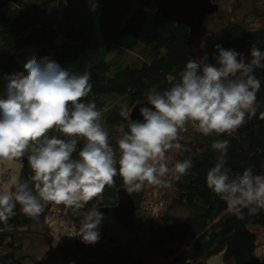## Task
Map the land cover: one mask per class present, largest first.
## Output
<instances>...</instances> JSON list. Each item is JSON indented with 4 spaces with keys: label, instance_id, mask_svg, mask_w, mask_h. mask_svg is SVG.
I'll return each instance as SVG.
<instances>
[{
    "label": "trees",
    "instance_id": "1",
    "mask_svg": "<svg viewBox=\"0 0 264 264\" xmlns=\"http://www.w3.org/2000/svg\"><path fill=\"white\" fill-rule=\"evenodd\" d=\"M211 1L218 11L192 37L186 26L157 14L158 0H0V98L4 77L22 72L31 56H47L72 73L90 72L92 91L84 102L94 101L102 112L100 122L118 160L117 141L128 131V121L119 115L122 106L132 110L147 102L150 91L173 86L190 59L207 55L208 63L215 64L217 44L242 53L246 61L252 46L264 51V0L255 2L243 20L234 17L240 0ZM129 53L137 55L140 65L125 64ZM254 75L261 82L256 116L231 135L204 136L191 125L181 133L180 143L191 150L175 152L174 162L191 159L193 167L180 181L171 178L128 192L117 175L114 185L80 210L114 207L121 188L134 202L129 218L102 215L96 244L82 242L83 215L63 205L49 203L36 218L25 216L17 205L9 220L12 230L0 224L5 229L0 231V264H209L215 256L222 264H264V244L259 246L257 234L264 231V210L248 214L245 209L243 218L237 217L206 183L220 155L211 147L215 139L229 141L225 167L230 175L248 167L264 175V68ZM83 146L78 142L73 159ZM17 162L16 184L33 175L27 157ZM176 209L185 215H171Z\"/></svg>",
    "mask_w": 264,
    "mask_h": 264
},
{
    "label": "clouds",
    "instance_id": "2",
    "mask_svg": "<svg viewBox=\"0 0 264 264\" xmlns=\"http://www.w3.org/2000/svg\"><path fill=\"white\" fill-rule=\"evenodd\" d=\"M205 45L201 44V48ZM215 64L208 57L190 59L179 80L162 93L150 91L139 107L143 121H133L132 111L122 106L119 115L128 131L117 149L101 124L102 112L94 101L84 102L92 91L91 73L76 74L45 56H31L23 71L4 77L0 98V162H21L27 157L33 175L18 182L14 191H0V224L8 231L15 209L39 217L49 203L83 215L78 236L85 244L100 239L103 220L98 209L80 213L85 205L115 183L119 175L128 192L145 185L160 186L166 177L180 181L193 167L191 159L177 160L170 167L169 153L190 151L180 143L189 125L204 136L231 135L256 116L260 80L254 75L264 68V51L252 46L250 58L232 49L215 46ZM264 119V112L260 113ZM78 159L72 155L78 142ZM217 163L206 176L207 187L237 217L264 210V175L252 167L230 175L225 167L229 141L215 139ZM118 164V168H117ZM5 229H0L3 231Z\"/></svg>",
    "mask_w": 264,
    "mask_h": 264
},
{
    "label": "water",
    "instance_id": "3",
    "mask_svg": "<svg viewBox=\"0 0 264 264\" xmlns=\"http://www.w3.org/2000/svg\"><path fill=\"white\" fill-rule=\"evenodd\" d=\"M219 7L211 0H158L157 14L163 19H168L177 25L186 26L192 37L200 33L204 20L216 13ZM146 102L132 108L131 119L143 121L139 114V107ZM117 203L114 207L98 209L102 215H115L120 218H129L135 210L134 202L126 189L121 188L116 192Z\"/></svg>",
    "mask_w": 264,
    "mask_h": 264
},
{
    "label": "rangeland",
    "instance_id": "4",
    "mask_svg": "<svg viewBox=\"0 0 264 264\" xmlns=\"http://www.w3.org/2000/svg\"><path fill=\"white\" fill-rule=\"evenodd\" d=\"M260 0H240V8L237 9L234 12V17H236L238 20H243L245 16L251 11L253 8V4L255 2L259 3ZM136 53L142 54L141 50L136 49L134 50ZM125 64H134L135 66L140 65V62L138 61V57L135 54V56L132 55V53H129L128 57L126 58ZM174 157L175 152L169 153V166L171 167L174 163ZM20 169V164L18 162L14 163H3L0 162V188H2V191L7 190L9 191V188L12 184H16L17 177ZM5 175V176H3ZM3 176L4 178H2ZM166 181H169L171 177H166ZM171 215L174 216H184L185 213L181 209L172 210L170 212ZM258 239H259V246L264 244V231L259 229L257 230ZM260 252V250H259ZM57 264H63L62 261L57 262ZM209 264H222V261L219 256L212 257L209 260Z\"/></svg>",
    "mask_w": 264,
    "mask_h": 264
}]
</instances>
